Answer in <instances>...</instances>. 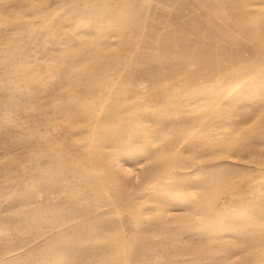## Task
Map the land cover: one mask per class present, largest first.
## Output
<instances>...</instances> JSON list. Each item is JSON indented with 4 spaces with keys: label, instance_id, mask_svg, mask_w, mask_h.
Instances as JSON below:
<instances>
[{
    "label": "rangeland",
    "instance_id": "obj_1",
    "mask_svg": "<svg viewBox=\"0 0 264 264\" xmlns=\"http://www.w3.org/2000/svg\"><path fill=\"white\" fill-rule=\"evenodd\" d=\"M0 264H264V0H0Z\"/></svg>",
    "mask_w": 264,
    "mask_h": 264
},
{
    "label": "bare ground",
    "instance_id": "obj_2",
    "mask_svg": "<svg viewBox=\"0 0 264 264\" xmlns=\"http://www.w3.org/2000/svg\"><path fill=\"white\" fill-rule=\"evenodd\" d=\"M169 211V210H168Z\"/></svg>",
    "mask_w": 264,
    "mask_h": 264
}]
</instances>
